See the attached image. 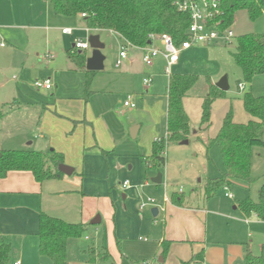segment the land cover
<instances>
[{
  "label": "crops",
  "instance_id": "crops-1",
  "mask_svg": "<svg viewBox=\"0 0 264 264\" xmlns=\"http://www.w3.org/2000/svg\"><path fill=\"white\" fill-rule=\"evenodd\" d=\"M7 17H11V15L9 16L6 12L3 18ZM47 17L46 14L42 18L47 19ZM76 17L82 20L79 15ZM83 27L84 31L89 33L86 31L84 22ZM64 29L69 28L61 29V35L73 34V30H71L70 34H62ZM112 34L118 37L121 47L126 45L118 35ZM0 47L3 48L4 45ZM149 47L162 49L159 41L151 42ZM130 49V53H126V59L122 61L118 68L115 67V63L119 54L115 62H113L114 68L120 70L118 74L112 75L107 71L105 66L106 58L104 59L103 70L97 72L94 76L90 86V95L86 100L81 98L78 102H70L76 98L63 97L64 99L61 100L56 97L54 103L49 107L43 104L41 109L44 112H40V116L43 119V125L39 127L40 137L34 138L32 142L26 144L25 142L28 140L29 135L26 133H15L13 129L12 124L16 123V118L11 117H25L27 115L22 111V107L18 106L1 117L3 120L0 122V141L10 146L15 144V146H18L16 148H20L19 151H33V148L37 150L36 152L53 150L62 154L64 164L74 169L71 176L63 175L59 179L42 183H37L29 172H10L4 179L0 180V239L5 237L12 240V243L4 242L3 240L0 243H8L10 245L9 264L17 260L21 264H29V257L37 255L40 258L43 257L38 251L37 233L40 213L60 219L68 224H83L88 225V227H91L90 221L97 216L95 214L100 215L99 224L104 219L107 220V226L104 231H107L105 233L106 241L102 239L97 246L84 249L79 244V240L82 237L68 240L66 248L67 259L69 257L79 258L85 263H87V259L83 254H86L88 261L91 262L88 253L91 249L95 255L101 256L104 253L108 255L107 259H96L91 262L95 263L97 261H108L110 255L107 253V249L114 254L116 252L115 247L118 248L121 263L124 260L132 264L135 262L134 260L140 259L142 260L141 264H181L202 250L204 253L203 264H244L243 260L246 250L250 251L251 245L247 242L251 239V235L257 231L259 232L257 234H262L259 237L264 239V222L257 220L255 217H246L243 213L242 218L227 216L228 219L234 220L232 222L233 226L231 225L232 228H229L228 231L229 239L221 241L217 240L213 234L209 236L207 232L210 217L208 214L210 213L205 211L204 208H195L193 205H188L184 198L181 204H174L172 201L173 196L180 195L176 192L170 198L167 195L165 196L168 202L164 205L167 206H162L164 211L157 209L156 217H153L151 213V210L155 207H146L148 211H145L146 208L140 209L142 200L140 189L147 187V183L140 184V170L143 166H147L150 171H156L149 161L152 154V144L154 141L166 136V88L168 79L164 87L165 91L162 93V91H159L162 86L154 84L159 81L161 75L157 74L156 71L154 72V70L146 71L145 68L143 69L145 67L142 62L144 51L135 47ZM87 51H84L86 60L91 55L87 54ZM187 51L182 52L181 55ZM181 55L179 61L172 66L174 68L173 74L188 75L182 72L184 65L178 66ZM48 56L52 57L49 61H54L55 56L53 54H48ZM154 62L155 64H164V60L160 56ZM153 67L154 64L149 69H153ZM69 71L81 73L84 79V73L75 71L72 63H70ZM101 73L114 78L111 81L108 80L107 86L111 88L115 84L117 88L121 87L120 90L125 92L126 97L131 99V102L135 105L136 110L134 111H137V106L140 102L141 106L146 110L149 108L147 103L151 104L152 107L148 113L150 125L145 130L142 123H140V115L137 112L132 114L129 112L130 108L125 107L124 109H127L128 112L121 114V116L123 115V120L124 116H127L124 120L125 123L117 124L119 130L113 127V122L109 118L113 114L117 118V114L112 110V106L109 103L110 99L107 98L108 96L102 90L103 87H101L100 80H98L100 79L98 75ZM145 78L151 79V84L148 87L143 85ZM140 85L143 89H149L150 92H148L151 94L148 97L150 98L144 96L148 92L144 94L138 92ZM53 88L57 89V86L53 84ZM105 90L110 91L111 89ZM189 92L183 99V107L188 118L189 113L186 110L185 102L190 97ZM200 99L202 104L204 97H200ZM32 109L29 115L38 116L36 108ZM4 119L9 120L3 124L5 122ZM232 120H234L233 112ZM243 120L241 122L248 123L250 121L247 116H244ZM48 123H51V126ZM6 125H8V132H6ZM125 125L127 128H125ZM210 125L211 118L208 127L199 126V130L193 134L202 144L215 138H211L208 135ZM132 128H137L134 138L130 136ZM131 139L135 142H129ZM262 141L263 147L254 149L252 153L250 175L254 171L255 163L264 151V135ZM26 146H31L32 149ZM165 166L166 163L164 168ZM156 173L158 174L159 172L156 171ZM73 175H77L79 180L75 182L72 179ZM116 180H122V183H118L119 185L117 186L114 184ZM258 181L256 200L251 199L254 202H258V194L264 183V170L258 177ZM124 182H128L127 187H123ZM237 185H247V183L235 182L234 187ZM179 193H181V189H179ZM204 200L206 202L209 201L205 199V194ZM136 206L138 209H136ZM234 210H239L237 205ZM161 216V223L152 222V218L157 221ZM227 224L228 226L230 225L229 223ZM142 234L147 236L148 239L146 241L140 243L132 242L137 236L141 238ZM84 239L88 240L87 237H84ZM123 242L127 243L125 247ZM167 243L169 244L167 246L168 251L163 257V246ZM158 256L161 257L159 258Z\"/></svg>",
  "mask_w": 264,
  "mask_h": 264
},
{
  "label": "rangeland",
  "instance_id": "rangeland-1",
  "mask_svg": "<svg viewBox=\"0 0 264 264\" xmlns=\"http://www.w3.org/2000/svg\"><path fill=\"white\" fill-rule=\"evenodd\" d=\"M6 12L11 17L3 18ZM46 14L48 16L47 19L42 18ZM63 28L73 30V34L61 35V29ZM231 30L234 37L229 43L224 44L219 41L210 46L192 47L181 55L178 66L184 65L182 72L198 77L197 83L189 92L190 97L185 102L186 110L189 113L191 130L189 139H187L188 144L167 145L164 156L166 166L159 172L163 177L161 184L155 185L151 182L157 175V173L155 174L156 171H150L147 166H143L140 170V184L147 183V187L140 189L141 202L147 199H154L157 205L161 207L167 206L164 205L166 204L164 203L165 196L167 195L170 198L176 192L184 198L185 202H188V205H193L195 208H204L205 211L210 213L208 214L210 217L207 233L209 236L213 234L217 240L221 241L229 239L228 231L233 226L232 222L234 220L228 219L227 216L242 218L241 210H234V207L246 198L256 200V186L259 183L258 177H260V174L264 170L263 151L259 160L255 159L257 162L255 163L254 171L250 175V184L237 185L234 187L233 192L220 190L208 202L204 200L206 181L209 178L221 176L225 171L218 147L216 145L209 146L207 141L202 144L193 135L199 130L201 118L200 97L206 96L208 83L216 85L222 78L226 77L228 85L225 96L215 101L212 106L211 125L208 131V135L211 138L217 135L222 119L229 110L233 112V122L236 124L246 123L241 122L244 121V116L252 120L243 109L241 100L245 93H251L254 97H264V74L255 76L251 83L247 84L243 79L240 68L232 57L239 37L253 34L259 38H264V12L258 18L251 20L245 10L238 9L235 12ZM91 35L99 36L100 41L105 45L102 55L104 59L106 58L105 66L107 71L112 75L118 74L120 70L115 69L113 64L122 50L121 42L117 36H113L112 33L106 31H89V33H86L81 19L76 16L66 17L54 14L51 5L45 0H0V43L4 45L3 48L0 47V122L3 120L1 117L6 114V105L16 102L17 106L22 107V111L27 115L25 117L16 116L11 118H16V123L12 124L15 133H26L29 135L28 140L25 142L26 144L32 142L34 138L40 137L39 127L43 125L40 112H44L41 109L43 104L49 107L54 103L56 97L61 100L64 99L63 97L76 98L70 102H78L81 98L86 100L83 75L69 71L70 63L67 59L66 51L71 49V46L76 41L83 40L85 42L88 36ZM130 48L125 47L126 53L131 50ZM48 54L55 56L54 61L47 59ZM87 54H91V50H88ZM144 68L146 71L154 70V72L156 71L157 74L161 75L159 81L154 84H160L162 87L159 91L164 93V87L168 79V75L165 74V61L164 64H155L154 62L153 69H149L147 66ZM173 69H171L172 74L174 73ZM104 74L98 75V78H100L98 80H100V85L103 87L102 90L106 92L107 98L110 99L109 103L112 106V110L117 114V118L113 116L114 114L109 118L113 122V127L117 128V124L125 123L124 120L127 116H124L123 120V115L121 116V114L128 112L123 106V101H128V98L125 92L120 90L121 87L117 88V85L113 84L109 88L107 86L108 80L111 81L114 78L105 76ZM48 78L57 86V89L53 88L49 91L35 89V81ZM239 85H243L244 89L240 90ZM105 89L111 90L106 91ZM148 91L149 89H143L141 85L140 90H138L140 94ZM149 92L144 96L150 98L148 97L151 94ZM118 101H120V104ZM147 104H149L147 110L141 106V102L137 106V111H134L136 108L129 109V112L132 114H136L137 112L140 115V123H142L144 130L150 125L148 113L152 106L150 103ZM32 108H36L38 116L29 115V112L33 110ZM4 120L3 124L9 119ZM48 124L51 126V123ZM8 125H6V132H8ZM125 128H127L126 125ZM129 142L134 143L135 141L131 139ZM0 147L6 151H19L20 149L16 148L18 146H15V144L10 146L2 141H0ZM26 147L31 148V146ZM33 151L37 150L33 148ZM72 179L76 182L79 180V177L73 175ZM121 181L116 180L114 184L118 186V183H122ZM179 189H181V193H179ZM226 193H231L233 199H227L225 197ZM136 209H138L137 206ZM145 211H148V209L146 208ZM95 215L100 216L99 214ZM106 222L107 220L104 219L101 224L88 227V232L86 231L82 236L79 244L85 249L97 246L102 239L106 241L105 233L107 231L104 232L107 226ZM152 222L161 223L162 216L157 221L152 218ZM227 223L230 225L228 226ZM257 233L259 232L255 231L251 235L250 240L252 241L249 242L250 240H248L247 242L251 245L250 251L254 256L259 255L260 245L264 243V239L259 237L262 234ZM84 237H87L88 240L86 241ZM147 239V236L142 234L141 238L137 236L134 238V241H131L140 243ZM2 240L12 243V240H9V238L4 237L0 239V242ZM123 245L125 247L127 243L123 242ZM105 248L107 249V247ZM114 249L116 251L114 254L107 249V253L110 255L108 261L91 263L88 261L86 254H83V256L87 259L88 264H131L124 260L121 263L118 248L114 247ZM37 256L29 257V264H51L48 258ZM158 257L160 258L161 256ZM134 261L132 264L142 263L140 259ZM68 262L69 264H87L81 259L73 257H69Z\"/></svg>",
  "mask_w": 264,
  "mask_h": 264
},
{
  "label": "trees",
  "instance_id": "trees-1",
  "mask_svg": "<svg viewBox=\"0 0 264 264\" xmlns=\"http://www.w3.org/2000/svg\"><path fill=\"white\" fill-rule=\"evenodd\" d=\"M56 15L73 17L84 14L82 18L89 31H106L118 35L126 44L135 48L150 45L151 36L168 35L176 44L186 39L189 17L179 12L173 5L174 0H45ZM238 9L247 12L249 18H258L264 9V0H245L228 5L226 25L234 23V15ZM75 71L84 73L85 97L90 95V86L97 72L85 70L86 54L74 47L66 52ZM232 57L240 68L244 81L250 84L252 79L264 74V38L247 34L237 39ZM198 81L196 75L170 74L168 77L166 136L152 144L150 164L157 172L165 165V150L168 144H180L191 134L189 118L183 107V99ZM225 96L214 85L208 83V93L201 104L200 127H208L213 103ZM244 111L252 118L246 124H236L232 120L231 110L222 120L215 138L208 145H216L224 168V173L214 179H208L205 185V199L215 197L220 190L232 191L235 182L249 183L252 153L254 149L263 147L264 135V97H254L251 93L242 96ZM17 103L6 105V112L17 108ZM5 112V113H6ZM2 116V114H1ZM64 164L63 156L53 150L6 151L0 147V180L10 172H29L37 183L59 179L63 175L58 166ZM182 196L174 195V204H181ZM238 209L246 217H255L264 222V183L258 194V202L245 199L237 204ZM88 225L68 224L60 219L39 214L38 218V251L51 264H68L67 242L69 239L81 238ZM165 244L162 256L167 253ZM91 262L105 259L106 253L95 255L88 251ZM107 259V258H106ZM204 253L201 250L181 264H203ZM10 263V245L0 243V264ZM244 264H264V244L258 256L246 250Z\"/></svg>",
  "mask_w": 264,
  "mask_h": 264
},
{
  "label": "built area",
  "instance_id": "built-area-1",
  "mask_svg": "<svg viewBox=\"0 0 264 264\" xmlns=\"http://www.w3.org/2000/svg\"><path fill=\"white\" fill-rule=\"evenodd\" d=\"M245 0H174L173 5L175 8L189 17V26L186 30V39L176 44L173 39L168 35L151 36V42L159 41L162 49L156 47H144L141 48L144 51L142 62L145 66L151 67L154 64V60L157 57H162L166 63L165 74H171V68L178 61L182 52L189 50L192 47L213 45L219 41L227 44L233 39L234 34L231 30L232 25H226V13L228 5L232 2H240ZM264 12V9H263ZM80 18H84V14L79 15ZM86 31L89 32L87 29ZM71 30L64 29L62 34H70ZM0 46H3L1 44ZM74 49L78 51L89 50V45L83 41H76ZM125 47H132L126 43V46L122 47L119 53L118 60L115 63V67L118 68L122 61L126 59ZM49 60L51 56L47 57ZM151 84L150 78L143 80V85L148 87ZM34 87L37 90L49 91L53 88V83L50 79L37 80L34 83ZM239 89L243 90V85H239ZM125 108L134 109L135 105L129 101L123 103ZM128 182L123 183V187H127ZM227 198L232 199V195L227 193ZM167 198L164 199V203H167ZM146 207H155L160 211H164V208L157 205L154 199H147L146 201L140 202V209ZM12 264H21L20 261H15Z\"/></svg>",
  "mask_w": 264,
  "mask_h": 264
},
{
  "label": "water",
  "instance_id": "water-1",
  "mask_svg": "<svg viewBox=\"0 0 264 264\" xmlns=\"http://www.w3.org/2000/svg\"><path fill=\"white\" fill-rule=\"evenodd\" d=\"M87 43L89 45V49L91 50V55L89 58H87L85 63V70L89 72H101L103 70V62H104V56L102 55V51L105 48V45L100 41L99 36H88ZM217 89H219L222 92H227L228 85L226 77L222 78L219 83L215 85ZM137 128H132L130 130V136L131 138H134L136 135ZM180 144L186 145L188 144L187 140L181 142ZM58 171L64 175V176H71L74 172V169L66 166L64 164H61L58 166ZM153 184L159 185L162 182V174L158 173L152 180ZM151 213L153 217H156L158 210L157 208H153L151 210ZM100 223V217L97 215L95 216L91 221V226H96ZM162 261V259H160Z\"/></svg>",
  "mask_w": 264,
  "mask_h": 264
}]
</instances>
